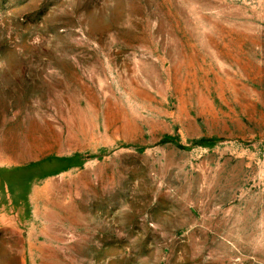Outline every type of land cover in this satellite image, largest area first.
I'll return each mask as SVG.
<instances>
[{
    "label": "rangeland",
    "instance_id": "1",
    "mask_svg": "<svg viewBox=\"0 0 264 264\" xmlns=\"http://www.w3.org/2000/svg\"><path fill=\"white\" fill-rule=\"evenodd\" d=\"M0 264H264V0H0Z\"/></svg>",
    "mask_w": 264,
    "mask_h": 264
}]
</instances>
